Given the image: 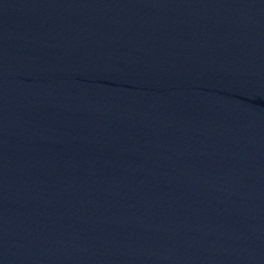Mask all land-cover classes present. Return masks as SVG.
<instances>
[{"label":"water","instance_id":"1","mask_svg":"<svg viewBox=\"0 0 264 264\" xmlns=\"http://www.w3.org/2000/svg\"><path fill=\"white\" fill-rule=\"evenodd\" d=\"M264 32V0H219Z\"/></svg>","mask_w":264,"mask_h":264}]
</instances>
